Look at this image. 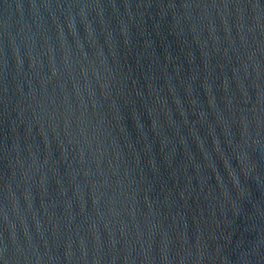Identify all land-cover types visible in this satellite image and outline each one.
I'll list each match as a JSON object with an SVG mask.
<instances>
[{
  "label": "water",
  "instance_id": "95a60500",
  "mask_svg": "<svg viewBox=\"0 0 264 264\" xmlns=\"http://www.w3.org/2000/svg\"><path fill=\"white\" fill-rule=\"evenodd\" d=\"M264 100V0H0V264H165Z\"/></svg>",
  "mask_w": 264,
  "mask_h": 264
}]
</instances>
